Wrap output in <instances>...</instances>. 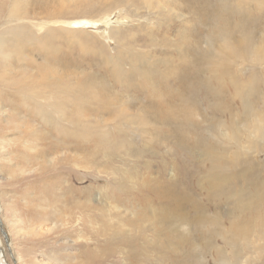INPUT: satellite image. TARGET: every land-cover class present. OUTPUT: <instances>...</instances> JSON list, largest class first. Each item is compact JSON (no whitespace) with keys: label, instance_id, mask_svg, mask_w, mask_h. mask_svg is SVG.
<instances>
[{"label":"rangeland","instance_id":"obj_1","mask_svg":"<svg viewBox=\"0 0 264 264\" xmlns=\"http://www.w3.org/2000/svg\"><path fill=\"white\" fill-rule=\"evenodd\" d=\"M166 1L0 0V40H3V46L0 47V108H2L0 109V264H88L91 261L90 254L93 253L99 255V259L103 262L101 264H171L170 257L175 258L172 254L175 248L172 244L174 241L169 236L168 239L163 238L164 235L158 237L160 227L154 223L156 207L159 208L158 205L163 204H157L154 192L139 191L142 187L150 189L168 186L163 182L174 184V191L188 195L186 203L181 202L178 208L187 221L176 225L172 235H183L185 240L189 233L195 234L197 229H194L191 220L195 216L192 204L194 201H204L208 205L206 198L210 192L209 178L205 172H202L203 169L199 168V172L196 170L199 174L196 171L189 173L195 175L193 179L194 175L188 178L184 176L185 170L193 171V167L200 166L196 165L193 159L185 161L184 158L176 156L175 153L183 150L173 142L143 143L142 139L147 138V135L143 134L152 135L151 130L139 134L136 124H132L131 127L134 134L138 135L136 141H141L134 145V148L132 147L137 156L121 150L115 158L109 160L106 153H99L94 147L97 141L93 138L78 142L85 152L83 160L72 158L79 150V148L75 149L73 141L68 143L65 139L69 146L65 151L52 150L51 140L55 141L56 131L41 121L24 115L22 109L16 107L21 100L15 93L18 92L17 83H25L30 88L37 85L41 92L54 76L49 71L55 65L45 62L47 59L42 56V50H39L38 46L33 48L31 42L25 39H21L22 46L19 49L6 46L10 34H3L8 29L12 30L16 25H21L28 31L29 36L38 39L46 29H58L59 36L67 40L61 43L58 55H66L71 61L70 67L76 72L95 71L100 75L107 72L106 67L99 66L102 56L105 53H114L117 45L131 46L132 53L168 57L179 50V46L182 45L180 41L189 42L187 48L195 47L202 54L227 62L238 82L252 80L251 87H254V91H258L257 94L254 93L252 104L264 118V0L244 1V9H246L244 15L246 13L247 21L252 26V31L254 30L248 38L244 35V57L237 50L241 48V35L236 32L233 38H226L220 25V18L208 13L192 15L186 11L180 15L177 12L169 14ZM232 3L237 5L235 1ZM180 5L183 6V3ZM186 5L188 6V3ZM252 13L253 17L250 16ZM15 14L17 16H13ZM71 21H91V25L74 28L68 25ZM180 22L186 27L192 23L196 26L203 23L201 34L203 31L204 34L202 36L200 34L197 41L192 37H184V28L178 26ZM117 33L130 35V39L115 37ZM150 41L156 42L157 46L146 43ZM87 44L95 47H87ZM249 46L252 51H247ZM5 55H9V58L6 59ZM17 55H22V58L18 60ZM25 56L29 59L25 60ZM9 62L10 64H7ZM124 64L123 66L126 67V63ZM206 66V62L199 64L200 70L205 69ZM49 76L50 78H47ZM254 80L257 81L256 88ZM221 82L225 84V81ZM120 86L116 85L115 91L121 96V103L129 102L130 97L139 96L135 86L131 85L129 89ZM175 86L174 80H169L168 87L175 88ZM227 91L228 93L223 95L228 99L223 98V100L226 99V104L230 106H226L224 111L226 110L225 114L233 111L232 118L234 123L237 120L236 126L239 127L235 129L236 141H238L235 145L221 142L223 140L214 137L213 131H209L210 127L207 126L195 128L189 125L171 124L168 127L170 130L176 128L173 134L178 133L181 141L189 138L194 131L202 137L203 142L206 137L207 141L226 146L229 148L228 158L233 152H239L237 149L243 148L246 155L242 157L239 154L238 157L249 161L243 168L237 166L231 173H226L227 183L237 185L233 191L227 188L229 197L221 203L214 201V205L205 208L207 216L221 217L220 226L215 228L216 234L213 230L210 236L207 234V237H204L205 239L199 238L184 243V246H178L176 251L183 259L179 257L178 264L182 261L184 264H189V261H193L190 264L197 262L198 264H264V217L253 218L248 224L249 232L245 238L234 236L228 228L230 223L232 224L229 220L244 215L241 207L244 201L251 206L255 205L259 211L263 205L264 192L259 188L263 195H256L258 193L255 184L261 183L262 186L264 184V128L259 135L254 126L259 120L258 117L245 116L244 119L241 105L232 97L229 88ZM110 99L112 101L113 97L111 96ZM112 102L115 103L116 99ZM89 106L90 104L85 109ZM128 108V113L131 112L130 114L133 115L136 109ZM202 110L206 115L203 107ZM85 114L87 130L90 134L99 130L102 123L106 128L114 127L116 118H113V115L98 114L90 110ZM203 114H193L190 119L200 122ZM27 117L30 118L29 121L25 120ZM161 126L154 127L157 129ZM220 130L226 132L225 128ZM109 132V137L113 138V131ZM249 141L254 142L249 143ZM55 143L62 146L65 144L60 140ZM161 144L163 145L159 147L161 149L152 147ZM200 150L201 148L197 150V157L200 155ZM67 157L69 161L62 169L61 162ZM96 162L97 165H94ZM80 171L83 173L75 178L72 173L78 174ZM69 184L77 187L82 185L87 194L88 208L85 209L84 215L76 212V216L82 220L73 223L74 225L79 223L78 227L82 229L79 232H73L70 227L69 231L62 232L66 224L65 212L60 208L61 203L55 202L56 199L61 198L66 185ZM140 194L145 195L144 199L149 204H143ZM261 199L263 200L260 201ZM177 202H179L177 198L170 199L167 205L175 207ZM244 209L246 212L245 206ZM94 215H100V220L95 221ZM44 217L48 219L39 223L38 220ZM138 217L142 220L139 221ZM207 226L213 229L209 223L201 227L204 229ZM242 226L240 224L241 228ZM205 240L211 242L206 243ZM135 248L138 253L137 260L129 256L133 254ZM216 251L224 258L220 259ZM94 260L95 258L92 263Z\"/></svg>","mask_w":264,"mask_h":264},{"label":"bare ground","instance_id":"obj_2","mask_svg":"<svg viewBox=\"0 0 264 264\" xmlns=\"http://www.w3.org/2000/svg\"><path fill=\"white\" fill-rule=\"evenodd\" d=\"M234 1L235 3L237 2V5L232 3ZM244 1L245 0H167L166 5L168 7L169 14L177 12L178 15H180L183 11H186L187 13H190L192 15L208 13L212 16H215L216 18H220V25L222 30L224 31L222 32L224 33L226 38H233L236 32H239V34L241 35V48H237V50L239 51L240 55L244 57V35L246 36V38H248L254 31H252V26L247 21L248 19L245 16L246 13L244 15V10H246L244 9ZM180 3H183V6H181ZM186 3H188V6L186 5ZM13 16H17V14ZM250 16L253 17V13ZM90 22L91 21H71L68 23V25L77 28L84 25H91ZM180 25L184 28L183 36L192 37L196 41L198 40V37L202 32V28L204 27L203 23L198 26L192 23V25L186 27L182 22H180L178 26ZM58 32V29L48 28L38 39H35L33 36L28 35V31H26L23 26L16 25L12 30L8 29L3 33L10 34V39L6 42V46L10 45L19 49L22 46L21 39H25L28 42H31L30 45H32L33 48H36V46H38L40 48L39 50H42V56L45 60L47 59L45 62L48 61L55 65L54 67L50 68V71L48 68V71L51 72L50 74L53 73L54 76H52V79H50L48 85L44 86L41 92L40 88L37 85H33V88H30L25 83H17L16 89L18 92H16L15 94L20 98L21 101L17 104L16 107L21 108L24 112V115L31 116L33 120L37 119L41 121V123H44L49 128L56 131L57 136H54V140H60L65 144L62 146L60 144H56L55 141L51 140V143L53 144V147L51 148L52 150L65 151L69 148V146L66 144L65 139L68 140V143H70V141H73L75 149L79 148V150L76 151L74 157H72L73 159L76 158L75 160H83L85 156V152L83 148L78 144V142L80 143V140L88 141L92 138L97 141L94 147L97 148L99 153H106L105 155H107V158L109 160L115 158L121 150L126 151L130 155L137 156L132 149L134 148V145L139 144L141 141H136L138 135L134 134L133 128L131 127L132 124H136L135 127L137 129V133L139 134H142L144 131L151 130L150 133L152 135H149L148 133L143 134L147 135V138H143L141 136L143 138V143L146 142V144H148L156 142L167 144L168 142H173L177 144L181 150H183L182 152L175 153L176 156L184 158L185 161L186 159H193V161L197 163L195 164L200 167H193V171L190 170L189 172L186 170L184 172L183 170L184 176H186L187 178L189 176L192 177L194 174L189 173H193L196 170H198L199 172V168L200 170L203 169L202 172H205L209 178L208 190L210 191H208L209 195L206 198L207 204L209 206L206 205L204 201H194L192 204L195 216L191 220L193 222L194 229H197L194 235H190L189 233V236L185 240L183 239V235H172V233H174V229L177 227L176 225L186 223L187 221L185 218H183L185 216L182 215V213L178 209L181 202L182 204L186 203V199L188 196L187 194H183L182 192H178L177 190L174 191L173 188L175 187V185L169 182H163V184L168 185L166 187H151L150 189L147 187H142V189L139 190L141 193L143 190L154 192L157 204H163L158 205L159 208L156 207L154 223L155 225L160 227L158 237H162L164 235L163 238L166 239L167 236H169L174 241V243L172 244L175 248L172 254L175 255V258L171 259L170 257V260L171 264H178V261L181 258L180 254L176 251L178 246L183 245L184 243H188V241L192 242L196 241V239L204 238L207 234L210 236L213 230L214 234H216L217 230L215 231V228L217 226H220L219 223L221 221V217H219L218 215L207 216L205 212L207 209L205 208H210V205H214V201H218L219 203H221V201H224L227 199V197H229L228 189L230 191H233V189L237 188V185L236 183H227L226 173H231L236 169L235 167L237 166L243 168L244 164L247 165L249 161L244 160V158L242 159L238 157L239 154L242 157L246 155L244 154L243 148L237 149L239 152H233L232 155L228 158L227 151L229 150V148H227L226 146L223 147L222 145L214 144L213 141H207L206 137L204 138L203 142L202 137L199 134H196L194 131L191 132V136L189 138L181 141L179 139L178 133L174 132L173 134V130H175L176 128L170 130V128L168 127L171 124L186 126L189 125L195 128H202L203 126H207L210 127L209 131H213L214 137L223 140L221 142H224L228 145H235L236 142L238 143V141H236L237 135L235 129H238L239 127L236 126L238 124L237 120L234 123V120L232 118L234 116H232L233 111L232 113L230 111L229 114H225L226 110L224 111V108L230 105L226 104L227 102H225V100L228 98H226L224 95L226 92L228 93L227 88H229V90H231L232 97L235 99V101L238 102L239 105H241L240 107L242 109H240L241 112L244 113V119H246L245 116L254 115L258 117V124L256 123L254 124V126H256L255 130L260 135L262 128H264V118L262 113H260L259 110H255L256 108L252 104L254 102L252 98H255L254 93L257 94L258 91H254V87H251L250 81L252 82V80H243L240 82L235 80L233 76L234 73L232 74L227 62L221 61L216 57L214 58L210 55L208 56L202 54L201 52H198L195 47L189 46L187 48L189 42L184 41H180L182 45L179 46V50L168 55V57H155V55H150L148 53H132L130 51L131 46L126 47L125 45H121L119 43L120 45H117L115 47L116 50L114 53H105L102 56V61L99 66L106 67L107 72H104L101 75L95 71H93V73H87L84 71L76 72L74 71V68L72 69L70 67L71 61L66 57V55H58V50L59 48H61V43L67 41L65 37L59 36ZM203 34L204 31L201 36ZM129 36L123 33H117L115 35V37H122L128 40L130 39ZM2 41L3 40H0V47L3 46ZM146 43H148V45L157 46V43H153V41ZM87 47L94 48L95 46H93L92 44H87ZM8 50L10 49L8 48ZM250 50L252 51L251 47H247V51ZM15 52H17V50ZM4 57L8 59L9 55H5ZM17 57L19 60L22 58V55H17ZM24 59L26 60L29 58L25 56ZM201 62L207 63L205 69L200 70L199 64ZM124 63H126V67L123 66ZM7 64H10V62ZM47 78H50V76ZM171 79L174 80V84L176 85L175 88L168 87V82ZM221 81H225V84ZM254 82L256 88L257 81L254 80ZM116 85H123L126 89H129V87L133 85L135 86V91L139 94V96L130 97V99H128L129 102L124 101V103H121V96L118 92L115 91ZM231 95L229 96L231 97ZM111 96L113 97V100L116 99L115 103L112 102L113 100L111 101ZM223 98L226 99L223 100ZM88 104H90V106L88 107V109H85L87 108ZM201 105L205 110V114L209 117H206V115L203 114L204 111L202 110ZM128 107H134L136 109L133 115L130 114L131 112L128 113ZM89 110L94 111L98 114L113 115V118H116V121L113 125L114 127L111 128L112 130L110 128H106L105 124L102 125L103 123H98L101 125V128L95 131V133L91 132L90 134L87 130V116L85 114V112H88ZM201 113L204 116L201 117L202 119H200V122H196L195 119H190L191 115ZM217 114L220 116H218ZM25 120L29 121L30 118L27 117L25 118ZM89 123L91 124V122ZM94 123L95 122H93V124ZM156 124L162 126L164 125V127L161 126L162 128L160 127L155 129L154 126H157ZM220 128H225L226 132L220 130ZM109 131H113V138L109 137ZM250 142L252 141H249V143ZM59 145L61 147H59ZM162 146L163 145L161 144V146L154 145L152 147L159 148ZM71 148H73L72 145ZM199 148H201V156L199 155L197 157V150ZM202 150L204 151V153H202ZM67 161H69L68 157L61 162L62 169ZM201 162H204L206 164H201ZM94 165H97V162L94 163ZM185 168L187 169V167ZM82 173L83 172L80 171V173L78 174H72L76 178ZM194 177L195 175L192 177V179ZM260 184L261 183H258L257 185L255 184L258 193L256 195H263L264 184L263 186ZM259 188L260 190L262 188L263 192L260 191ZM236 191H238V189ZM86 196L87 194L84 191L82 185H80V187H77L73 184H69L66 185L65 191L62 193L61 198L56 199L55 202H60V208L61 210L64 209L63 211L65 212L64 219L66 224H64L62 232L69 231V227L73 232H79L82 230L78 227L79 223L78 225H74L73 223L78 222L80 219L82 220V218L76 216V212L84 215L85 209L88 208L86 203ZM144 196L143 194H140V200L143 201V204L145 205L149 204L148 201L144 199ZM176 198L179 202L176 203L175 207H170L167 205V202H170V199L173 200ZM193 199L196 200L195 198ZM262 200L263 199H261L260 201ZM47 201L49 202V200ZM246 203L247 201H244V204L241 206L244 215H242L241 218H235L232 221L229 220V223L232 222V224L230 223L228 228L234 236L239 235L242 237L244 236L245 238L247 236V233L249 232L247 231L248 224L253 220V218L255 216L260 218L264 217V202L263 205L261 204L262 206L260 208V211L258 207L255 208V205L251 206ZM258 205H260V203ZM244 206L247 210L246 212ZM99 216L100 215H94L95 221L100 220ZM139 218L140 217H138V220L141 221L142 219ZM46 219L48 218H41L38 220V222L41 223V220ZM208 223L213 226V229H209L208 226L207 228L202 229L203 227L201 226H204ZM240 224L243 225L242 228L240 227ZM82 233L83 232H81L80 235H82ZM205 241L206 243L211 242L210 240ZM216 250L219 251L220 248L219 250ZM217 251L216 255H218L220 259L224 258L223 255H220L219 253L221 250L219 252ZM86 252L90 254L88 251ZM136 252L137 251L135 248L133 254L129 255L134 260L138 259V253ZM238 254L239 253H237V255ZM90 255L91 261L88 262V264L103 263L99 259V255L95 253ZM215 257L217 258V256ZM94 258L95 260L92 263V260ZM192 259L196 260L195 258ZM190 262L193 261H189V264ZM198 263L199 262L195 264ZM179 264H184V262L182 261Z\"/></svg>","mask_w":264,"mask_h":264}]
</instances>
